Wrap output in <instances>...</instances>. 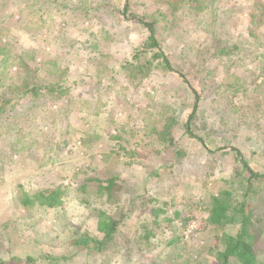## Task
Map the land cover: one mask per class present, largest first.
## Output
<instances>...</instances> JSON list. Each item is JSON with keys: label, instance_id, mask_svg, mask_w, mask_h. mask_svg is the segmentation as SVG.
Wrapping results in <instances>:
<instances>
[{"label": "rangeland", "instance_id": "374dc122", "mask_svg": "<svg viewBox=\"0 0 264 264\" xmlns=\"http://www.w3.org/2000/svg\"><path fill=\"white\" fill-rule=\"evenodd\" d=\"M125 3L0 0V264H221L240 218L206 224L223 191L264 264V0ZM57 187L59 206H21ZM99 211L121 220L102 249Z\"/></svg>", "mask_w": 264, "mask_h": 264}, {"label": "trees", "instance_id": "16d2710c", "mask_svg": "<svg viewBox=\"0 0 264 264\" xmlns=\"http://www.w3.org/2000/svg\"><path fill=\"white\" fill-rule=\"evenodd\" d=\"M127 1L123 6L124 10L127 11ZM138 22L143 25L148 31V47L153 49V58L159 63H162L165 68L172 70V66L168 58L164 55L161 50V46L159 45L156 39V32L154 29V23L152 21H147L143 18H137ZM128 64V63H127ZM131 66V64H128ZM184 78V76H181ZM51 85H47L46 91L52 92L53 88ZM32 91H38L39 88L36 86H32L30 88ZM192 93L194 95V103L193 108L188 116V120L186 122V131L189 133V123L193 120L195 113L198 107L199 97L194 89H192ZM236 158H238L242 164L244 170L250 175V177H260L259 174L253 173L245 161L242 159V156L238 150H233ZM116 180V179H115ZM100 188L106 192V195H110L111 187L113 186L114 180H95ZM63 191L61 187L42 190L33 196L23 195L21 199V206L29 207L32 205H37L45 208H54L61 204ZM230 194L227 191L219 192L215 196H212L210 202L208 204V216L206 219V224L210 226H220L224 224H229L233 220L232 212L234 215L240 216L239 218V228L234 234L223 233L222 238L224 241V250L222 252L221 264H261L259 261L258 255V243L260 240V235L254 228V223L252 218L245 214V211L242 207H236L233 203H230L229 200ZM120 219H116L113 216L107 214L104 211L98 212V220H97V230L100 234H102V238L98 240L96 243L97 249H102L107 243L111 242L115 234L118 231V227L120 225ZM88 239L84 238L82 240H78L75 243L78 245H86Z\"/></svg>", "mask_w": 264, "mask_h": 264}]
</instances>
